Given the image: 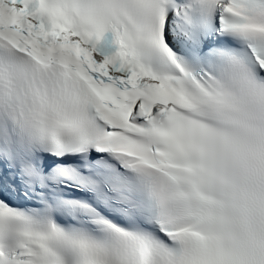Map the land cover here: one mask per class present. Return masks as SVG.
Wrapping results in <instances>:
<instances>
[{"label":"snow or ice","instance_id":"1","mask_svg":"<svg viewBox=\"0 0 264 264\" xmlns=\"http://www.w3.org/2000/svg\"><path fill=\"white\" fill-rule=\"evenodd\" d=\"M0 264H264V0H0Z\"/></svg>","mask_w":264,"mask_h":264}]
</instances>
